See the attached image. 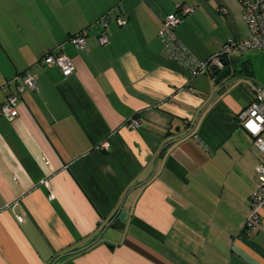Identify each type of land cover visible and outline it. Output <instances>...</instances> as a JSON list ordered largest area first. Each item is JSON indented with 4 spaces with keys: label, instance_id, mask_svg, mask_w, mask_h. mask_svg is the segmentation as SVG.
Instances as JSON below:
<instances>
[{
    "label": "crops",
    "instance_id": "obj_1",
    "mask_svg": "<svg viewBox=\"0 0 264 264\" xmlns=\"http://www.w3.org/2000/svg\"><path fill=\"white\" fill-rule=\"evenodd\" d=\"M243 1L0 0V104L26 70L38 88L0 118V264H264V218L243 228L261 161L237 119L250 83L213 96L217 75L191 77L157 37L193 7L175 34L204 61L248 36ZM58 44L66 77L42 62ZM121 207L124 229H104Z\"/></svg>",
    "mask_w": 264,
    "mask_h": 264
},
{
    "label": "built area",
    "instance_id": "obj_2",
    "mask_svg": "<svg viewBox=\"0 0 264 264\" xmlns=\"http://www.w3.org/2000/svg\"><path fill=\"white\" fill-rule=\"evenodd\" d=\"M193 11V7L184 3L177 4L175 12L165 16L157 32V37L162 44L161 52L166 57L175 60L185 66L191 73V77L201 73L211 75L219 74L226 66L228 58L233 54H241L247 50L255 49L264 51V0H244L242 6L243 18L247 24L248 36L242 39L229 38L220 49L204 61H197L181 43L175 34V28ZM127 22L123 16L118 17L117 24L122 26ZM103 31L98 36V43L107 42L105 29L108 26L106 15L98 19ZM85 29L77 32L71 43L78 49L85 47ZM46 66L57 67L63 76L73 73L75 67L72 60L62 52V45L48 52L42 59ZM16 91L7 96L5 102L0 104V118L14 119L18 115L16 107L19 96L25 91H36L35 77L28 71L14 76ZM8 83L5 82L4 86ZM251 100L237 115L241 126L253 137V148L260 157V163L256 166L257 185L250 195L249 212L244 220L243 228L255 231L264 218V88L260 85H250ZM128 126L132 129L140 127L138 120L131 119ZM20 221L22 219L18 217Z\"/></svg>",
    "mask_w": 264,
    "mask_h": 264
},
{
    "label": "rangeland",
    "instance_id": "obj_3",
    "mask_svg": "<svg viewBox=\"0 0 264 264\" xmlns=\"http://www.w3.org/2000/svg\"><path fill=\"white\" fill-rule=\"evenodd\" d=\"M245 60L250 64L252 70L251 77H247L244 73L239 72L241 63ZM235 65L234 67H230L231 72L235 74V81H247L250 85H260L264 88V51L250 49L236 58Z\"/></svg>",
    "mask_w": 264,
    "mask_h": 264
},
{
    "label": "water",
    "instance_id": "obj_4",
    "mask_svg": "<svg viewBox=\"0 0 264 264\" xmlns=\"http://www.w3.org/2000/svg\"><path fill=\"white\" fill-rule=\"evenodd\" d=\"M230 73H231V69L225 67L219 74H217V76L214 79V84L220 86L215 91L213 96L223 94L226 90V86H228L229 84L235 81L236 78H232L223 82V80L227 78ZM162 155L163 153L161 154V156ZM125 222H126V210L121 207L120 210L117 212V214L105 225L104 229L111 227L116 230L122 231L124 229Z\"/></svg>",
    "mask_w": 264,
    "mask_h": 264
},
{
    "label": "trees",
    "instance_id": "obj_5",
    "mask_svg": "<svg viewBox=\"0 0 264 264\" xmlns=\"http://www.w3.org/2000/svg\"><path fill=\"white\" fill-rule=\"evenodd\" d=\"M126 23H127V22H126ZM122 26H123V25H122ZM80 31H81V30H80ZM78 32H79V31H78ZM75 34H76V33H75ZM75 34H73L68 40L70 41L71 38H72ZM70 43H71V41H70ZM59 45H62V44H58L57 46H59ZM57 46H55V47H54L52 50H50V51L55 50V49L57 48ZM50 51H49V52H50ZM239 72H240V73H244L247 77H251V76H252V70H251L250 64H249V62H248L247 60L244 61V62L242 63Z\"/></svg>",
    "mask_w": 264,
    "mask_h": 264
},
{
    "label": "flooded vegetation",
    "instance_id": "obj_6",
    "mask_svg": "<svg viewBox=\"0 0 264 264\" xmlns=\"http://www.w3.org/2000/svg\"><path fill=\"white\" fill-rule=\"evenodd\" d=\"M232 78H235V74L231 72V73L229 74V76L223 80V82H224V81H227V80H229V79H232Z\"/></svg>",
    "mask_w": 264,
    "mask_h": 264
}]
</instances>
